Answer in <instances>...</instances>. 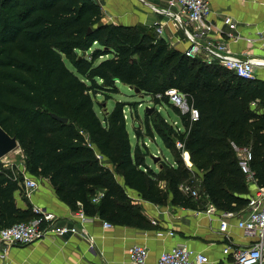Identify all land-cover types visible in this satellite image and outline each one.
Instances as JSON below:
<instances>
[{
  "label": "trees",
  "instance_id": "1",
  "mask_svg": "<svg viewBox=\"0 0 264 264\" xmlns=\"http://www.w3.org/2000/svg\"><path fill=\"white\" fill-rule=\"evenodd\" d=\"M103 18L97 0H0V123L19 138L29 173L48 178L74 210L152 228L127 188L156 204L173 192L174 204L203 207L181 189L193 179L176 145L181 140L204 172L203 203L228 211L246 207L248 182L231 142L252 146V168L264 187V79L190 57L154 27ZM121 84L140 88L157 106L174 104L169 91L177 90L199 109L192 122L178 107L183 129L161 111L155 112L161 123L146 112L149 134L158 133L177 165L161 159L158 171L149 165V147L133 144L124 101L100 115L96 103H104L96 94L111 97ZM135 132L140 139L142 131ZM15 169L0 161V229L37 216L29 201L18 205L23 176L16 179Z\"/></svg>",
  "mask_w": 264,
  "mask_h": 264
},
{
  "label": "crops",
  "instance_id": "2",
  "mask_svg": "<svg viewBox=\"0 0 264 264\" xmlns=\"http://www.w3.org/2000/svg\"><path fill=\"white\" fill-rule=\"evenodd\" d=\"M97 1L104 9V22L125 25L142 23L151 27L155 24H164L165 30L162 35L172 45L184 52L190 47L191 41L188 35L175 24L173 15L158 12L152 6L169 8V0H159L165 3L163 5L152 3L150 0H147L148 3L140 0ZM211 3L213 8L211 19L223 31L214 33L215 39H226L232 51L245 57L264 55V49L261 46L251 44L247 40L248 37H254L258 30L264 29V0H211ZM172 10L177 11L178 7H172ZM228 17L237 21V30L230 29L226 23ZM230 31L236 35L240 34L241 38L238 41L230 39L227 35ZM257 77L264 79V68H258ZM172 117L179 128L183 129L182 117L176 112ZM160 139L163 141L161 137ZM138 141L136 137L135 144ZM146 142L148 144V141ZM164 145L166 146L165 143ZM167 148L171 151L172 157L169 158L163 154V160L177 165L174 151ZM187 152L190 162L186 159V153L183 158L188 167L192 170L199 169L194 165L190 151L187 150ZM148 163L157 171L161 168L158 162V167ZM16 169L28 171L26 156L21 166L16 165ZM32 176L39 181V187L31 197H27L28 200H25L21 191L18 190L16 192L18 205L25 208L29 201L32 205L45 207L57 215V224H78L86 228L87 232L85 234H50L28 245H13L9 248L5 258L0 256V264H113L115 262L133 264L129 258V248L134 244L145 245L149 248L148 261L150 264H157L163 251L178 244H185L192 249L206 253L212 262L229 264L234 259L235 249L249 246L254 240L238 225V216L246 212V207L239 211H228L215 205L214 209L208 210L211 202L206 199L205 206L200 209L187 208L172 202L173 192H170L165 204H156L143 199L138 191L127 188L134 202L141 205L142 212L152 221L153 227L141 228L116 224L112 228H107L103 223L105 219L98 215H87L85 220H81L80 211L74 210L70 204L59 197L48 178ZM120 177L119 179L123 182L122 176ZM203 177L204 172L202 171V180ZM247 182L249 192L244 196L249 198L261 186L258 182L248 180ZM161 186L166 189V181H162ZM224 218H227L229 222L227 231L221 230V222ZM161 231L164 234H161ZM88 235L94 238V246L91 245ZM228 244L232 245V250L225 253L224 249ZM1 250L0 246V252Z\"/></svg>",
  "mask_w": 264,
  "mask_h": 264
},
{
  "label": "built area",
  "instance_id": "3",
  "mask_svg": "<svg viewBox=\"0 0 264 264\" xmlns=\"http://www.w3.org/2000/svg\"><path fill=\"white\" fill-rule=\"evenodd\" d=\"M148 3L147 0H140ZM169 8L152 5L153 8L162 13L172 14L175 24L188 35L191 44L185 53L190 57H202L207 62L218 61L222 66L235 72L238 76L245 78L257 77L258 68H264V55L242 56L231 50L226 39H215L214 33L223 32L221 27L212 21L211 13L213 11L211 0H169ZM172 7H178L173 11ZM226 23L232 30H237L238 23L228 17ZM155 31L158 35L164 33V24H155ZM230 39L238 41L240 34H234L232 31L227 33ZM248 42L256 44L264 49V29L258 30L254 37H248ZM171 99L182 109V113H189L190 120L196 121L200 117V111L189 100L187 94L179 93L177 90L169 91ZM232 147L236 151L239 159V165L249 182H258L256 171L252 168L254 160V151L249 144H239L232 141ZM177 147L183 151V156L187 152L185 143L177 140ZM190 166V163H188ZM13 166V165H12ZM15 178L23 176L20 180L21 193L26 197H31L33 192L39 187V181L28 171L15 169ZM182 191L191 196L197 203L205 206L200 187L194 179L186 181L181 185ZM97 200V198H96ZM213 203L209 204L208 210L214 209ZM246 212L238 216V225L245 232L254 238L249 246L237 248L234 250V259L229 264H264V187H260L249 197ZM36 217L16 222L10 226L0 229V246L2 250L0 256L5 258L8 250L13 245H28L34 243L50 234H69L87 232L86 228L78 224H57V215L45 207L33 205ZM234 214V213H230ZM81 220H85L87 215L80 211ZM104 226L112 228L114 223L104 220ZM229 222L224 218L221 222V230L227 231ZM164 234L163 231L160 232ZM170 234H174L170 232ZM91 245L94 246V238L88 235ZM232 250V245L228 244L224 249L225 253ZM149 248L145 245L134 244L129 248V258L133 264H150ZM125 264V263H113ZM157 264H219L212 262L210 257L202 252L188 247L185 244H178L169 250H165L159 257Z\"/></svg>",
  "mask_w": 264,
  "mask_h": 264
},
{
  "label": "rangeland",
  "instance_id": "4",
  "mask_svg": "<svg viewBox=\"0 0 264 264\" xmlns=\"http://www.w3.org/2000/svg\"><path fill=\"white\" fill-rule=\"evenodd\" d=\"M152 3L165 4L159 0H150ZM155 29V28H154ZM121 92L112 94L111 97L105 95L103 92L96 94L95 99L98 102H103L104 107L96 103V108L101 116H104L107 110H112L118 100L124 101L126 103L125 113L127 114L128 128L131 132V137L133 144H135L137 134L135 133V127H138L142 131V136L139 139V143L144 151H146L145 145L149 147V155L147 156V161L158 167L157 162L152 158V154L155 156H160L163 160V154L167 157H172L171 151L164 145V142L160 139L158 133L155 136H151L146 128V111L148 107H156L152 112L151 119L153 122L157 121L161 123L159 114L155 112L162 111L161 113L168 119L174 127H178L176 120L173 119L172 115L176 112L178 113V106L175 102L174 104H163L157 106L153 98L149 95H144V93H135L134 89H131L128 85H120ZM161 109V110H160ZM180 115V114H179ZM136 134V137L134 136ZM148 141V144L147 142ZM150 145V146H149ZM25 152L22 148L17 149L8 156H6L1 162L4 164H15L21 166L24 160ZM120 179L121 177L118 176ZM192 178L196 181L197 185H201L202 181V171L200 169L193 170Z\"/></svg>",
  "mask_w": 264,
  "mask_h": 264
},
{
  "label": "water",
  "instance_id": "5",
  "mask_svg": "<svg viewBox=\"0 0 264 264\" xmlns=\"http://www.w3.org/2000/svg\"><path fill=\"white\" fill-rule=\"evenodd\" d=\"M129 87L131 89H134L135 93H141L140 88L134 86ZM155 108L156 107H148L146 112L151 113ZM53 116L63 122H68L67 117L59 116L56 113H53ZM19 148H21L19 138L16 135L10 134L0 123V161H2L6 156H8ZM152 158L155 162H158L161 157L152 154Z\"/></svg>",
  "mask_w": 264,
  "mask_h": 264
},
{
  "label": "bare ground",
  "instance_id": "6",
  "mask_svg": "<svg viewBox=\"0 0 264 264\" xmlns=\"http://www.w3.org/2000/svg\"><path fill=\"white\" fill-rule=\"evenodd\" d=\"M186 159L190 162L189 153L186 152Z\"/></svg>",
  "mask_w": 264,
  "mask_h": 264
}]
</instances>
